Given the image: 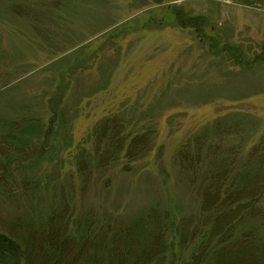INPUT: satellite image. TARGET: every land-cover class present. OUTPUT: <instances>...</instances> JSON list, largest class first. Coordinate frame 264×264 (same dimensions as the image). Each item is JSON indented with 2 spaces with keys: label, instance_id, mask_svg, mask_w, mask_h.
<instances>
[{
  "label": "rangeland",
  "instance_id": "obj_1",
  "mask_svg": "<svg viewBox=\"0 0 264 264\" xmlns=\"http://www.w3.org/2000/svg\"><path fill=\"white\" fill-rule=\"evenodd\" d=\"M0 113L54 127L52 154L34 172L41 193L60 211L67 200L73 219L90 217L95 235L167 211L177 224L189 221L186 245L175 231L168 240L176 264H193L203 241L197 220L209 208L237 215L224 243L208 251L229 253L231 264H264V6L0 0ZM114 123L125 144L99 167L97 148L109 147ZM145 131L151 149L130 160L127 137ZM9 189L0 192V229L30 213ZM213 223L200 224L203 235Z\"/></svg>",
  "mask_w": 264,
  "mask_h": 264
},
{
  "label": "trees",
  "instance_id": "obj_2",
  "mask_svg": "<svg viewBox=\"0 0 264 264\" xmlns=\"http://www.w3.org/2000/svg\"><path fill=\"white\" fill-rule=\"evenodd\" d=\"M237 1L249 6H264V0ZM20 117L12 119L0 113V192L10 193L9 188L16 187L17 192L25 197L30 213L24 216V219L17 217L7 225H2L0 264H176L178 262L168 236L175 231L180 245H186L189 242L190 231L189 227H186L189 222L186 219L177 224L170 213L153 208L127 227L116 229L109 226V230H106L107 234L111 235L109 238L107 234L101 233L97 236L92 232L93 223L90 217L85 220L73 219L69 214L70 205L67 200L64 201L62 211L55 203L51 206L47 205L41 193L42 180L38 173L34 172L38 171L35 169L40 165V160L52 154L53 150L48 141L54 132V127L45 131L41 118L30 114ZM54 121L52 118L51 123L53 124ZM107 123L109 121L99 132L101 142L109 131ZM111 126L115 133L111 137L110 142H112L109 147L97 148L98 154L95 159L99 167H105L107 159L119 155L126 141L117 138L119 127L116 123ZM151 135L147 131L136 133L134 136L130 134L127 137L131 139L126 156L132 160L140 154L145 155L151 149ZM87 161L86 157L88 166L89 161ZM79 168L83 170L81 165ZM3 173L5 179H1ZM15 173L18 174V180L12 182ZM217 184L208 187L209 195L212 193V197L219 191ZM212 197H208V201L213 200ZM202 213L207 215L198 218L199 225L196 226L195 232L199 238L203 237L201 238L203 241L198 244L196 250L198 252L193 257L196 263L193 264H231L228 257H224L226 252L213 255L208 250L215 240L218 244L224 243L232 231V226L227 223H231L237 214L220 212L213 215L209 208H205ZM210 220L214 222L212 229L203 235L204 231L199 228L200 224ZM222 221L225 224H222ZM243 245L242 251L247 250V245ZM182 263L189 264L187 261ZM252 264L257 263L254 261Z\"/></svg>",
  "mask_w": 264,
  "mask_h": 264
}]
</instances>
